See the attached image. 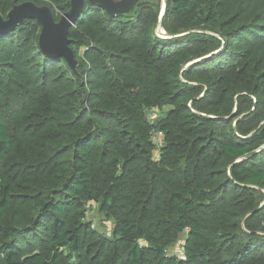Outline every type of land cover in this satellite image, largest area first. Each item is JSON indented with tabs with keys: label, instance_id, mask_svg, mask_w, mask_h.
<instances>
[{
	"label": "trees",
	"instance_id": "1",
	"mask_svg": "<svg viewBox=\"0 0 264 264\" xmlns=\"http://www.w3.org/2000/svg\"><path fill=\"white\" fill-rule=\"evenodd\" d=\"M157 1L0 34V264H264V0Z\"/></svg>",
	"mask_w": 264,
	"mask_h": 264
},
{
	"label": "water",
	"instance_id": "2",
	"mask_svg": "<svg viewBox=\"0 0 264 264\" xmlns=\"http://www.w3.org/2000/svg\"><path fill=\"white\" fill-rule=\"evenodd\" d=\"M90 4L105 10L110 16L130 12L141 0H88ZM86 0H71L70 10L56 21L48 6H38L33 2L14 3L4 19L0 15V34L13 32L25 20H36L42 27L39 46L42 53L50 59H64L74 71L78 63L70 47V29L81 18Z\"/></svg>",
	"mask_w": 264,
	"mask_h": 264
},
{
	"label": "rangeland",
	"instance_id": "3",
	"mask_svg": "<svg viewBox=\"0 0 264 264\" xmlns=\"http://www.w3.org/2000/svg\"><path fill=\"white\" fill-rule=\"evenodd\" d=\"M148 1H153L154 3L159 5V2L157 0H148ZM164 3L165 0H161V6H162V11L164 10ZM160 6V7H161ZM157 32L160 35H165L164 31L161 30L160 26L157 28ZM166 109L163 110L162 112L160 111H153L151 113V119H155L157 116L160 117L165 113ZM158 146L162 144V142L160 140L157 141ZM155 158H158V151L155 152ZM92 208H91V212H89V219L93 222L94 224V228L99 231L102 234L108 235L110 236L112 234V229H113V222L107 220L103 215H101L96 206L94 204H92ZM185 234L181 235L180 239L175 243V245L170 249V254L172 256H177V257H182L184 254V250H183V245L185 243Z\"/></svg>",
	"mask_w": 264,
	"mask_h": 264
},
{
	"label": "built area",
	"instance_id": "4",
	"mask_svg": "<svg viewBox=\"0 0 264 264\" xmlns=\"http://www.w3.org/2000/svg\"><path fill=\"white\" fill-rule=\"evenodd\" d=\"M93 229H94V225H93Z\"/></svg>",
	"mask_w": 264,
	"mask_h": 264
}]
</instances>
